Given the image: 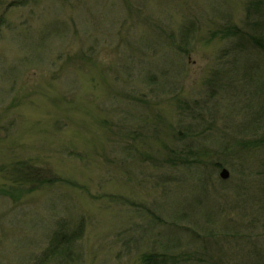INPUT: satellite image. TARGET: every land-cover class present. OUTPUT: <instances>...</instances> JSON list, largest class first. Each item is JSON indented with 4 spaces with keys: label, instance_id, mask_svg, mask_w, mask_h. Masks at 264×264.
Returning <instances> with one entry per match:
<instances>
[{
    "label": "rangeland",
    "instance_id": "obj_1",
    "mask_svg": "<svg viewBox=\"0 0 264 264\" xmlns=\"http://www.w3.org/2000/svg\"><path fill=\"white\" fill-rule=\"evenodd\" d=\"M249 2L0 0V264H60L79 221L70 264H255L264 170L221 151L246 115L222 32Z\"/></svg>",
    "mask_w": 264,
    "mask_h": 264
},
{
    "label": "trees",
    "instance_id": "obj_2",
    "mask_svg": "<svg viewBox=\"0 0 264 264\" xmlns=\"http://www.w3.org/2000/svg\"><path fill=\"white\" fill-rule=\"evenodd\" d=\"M233 26V25H232ZM222 32L223 39H236L232 45L231 50H227L222 56L229 57V52L236 56L235 62L243 66L241 73L242 85L240 86V96H246L245 105L246 115L243 116V121L238 124L234 131V136L230 138V142L221 151L223 154L230 152L234 156L241 157L242 161L251 157L255 165L243 162L241 174L255 175L258 169L264 170L262 159H264V0H250L246 4V15L244 24L242 26L234 25ZM188 30V34H189ZM242 62V63H241ZM228 73V72H227ZM188 112H192L189 109ZM189 116H192L190 115ZM241 136V137H240ZM190 152H194L187 158H194L196 152L192 146H188ZM251 152V153H250ZM257 155L260 165L254 160ZM185 157V158H186ZM181 160L179 163L187 167L202 169V160ZM170 162L172 160L170 159ZM220 161L216 162L215 168H219ZM171 164H174L172 162ZM252 165V166H251ZM257 166V167H256ZM262 174V172H258ZM52 181V180H50ZM49 181H47L48 183ZM204 190L207 189V178L203 179ZM202 189V190H203ZM194 207L193 205L191 206ZM187 209V208H185ZM192 210V209H191ZM195 213L191 214L193 218ZM84 235V223L79 221L75 224L73 229L67 228L63 223L60 225L59 230L56 231L51 237L49 249L44 254L43 261L50 259V256L59 254L63 259L60 264H70L72 256V247L81 240ZM258 247V246H257ZM253 246L255 251V264H262L264 261V247L257 248ZM180 264L175 255H170L168 250L163 252H147L143 254L142 264Z\"/></svg>",
    "mask_w": 264,
    "mask_h": 264
},
{
    "label": "water",
    "instance_id": "obj_3",
    "mask_svg": "<svg viewBox=\"0 0 264 264\" xmlns=\"http://www.w3.org/2000/svg\"><path fill=\"white\" fill-rule=\"evenodd\" d=\"M220 176L222 180H227L230 176V173L228 170L223 169V171L220 173Z\"/></svg>",
    "mask_w": 264,
    "mask_h": 264
}]
</instances>
